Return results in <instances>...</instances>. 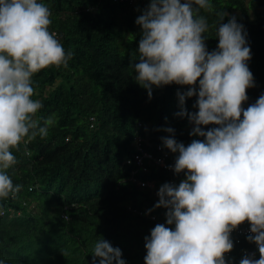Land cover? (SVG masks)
I'll list each match as a JSON object with an SVG mask.
<instances>
[{
	"label": "trees",
	"instance_id": "trees-1",
	"mask_svg": "<svg viewBox=\"0 0 264 264\" xmlns=\"http://www.w3.org/2000/svg\"><path fill=\"white\" fill-rule=\"evenodd\" d=\"M38 2L50 9L49 31L72 58L67 68L49 67L33 77V99L43 104L37 119L42 124L51 117L54 125L46 138L12 150L17 163L7 174L21 190L0 199V264H93L92 246L99 238L118 247L126 264H145V238L151 230L157 224L172 230L175 226L167 224V209L155 207L159 198L130 180L137 169L136 137L142 138L144 150L155 154L158 145L165 147V137L185 146L194 139L203 141L191 135L189 117L178 115L177 93L188 88L153 87L150 98L135 81L142 33L136 20L150 0L137 5L116 0ZM210 3L211 9L198 13L209 25L204 34L209 52L218 48L220 23L236 17L244 26L254 79V87L247 89L246 109L264 95V0ZM224 12L228 15L222 21ZM196 87L198 91V83ZM197 100L198 95L186 99L189 114L198 112ZM177 156L169 150L173 165ZM145 165L148 172L139 171L136 177L155 182L159 192L171 173L149 160ZM172 175L177 181L182 178L181 173ZM143 209L151 210L156 221L132 211ZM241 247L233 245L225 254L226 264H240Z\"/></svg>",
	"mask_w": 264,
	"mask_h": 264
},
{
	"label": "clouds",
	"instance_id": "clouds-1",
	"mask_svg": "<svg viewBox=\"0 0 264 264\" xmlns=\"http://www.w3.org/2000/svg\"><path fill=\"white\" fill-rule=\"evenodd\" d=\"M211 7L210 0H150L136 20L142 33L135 81L150 98L153 87L187 86L186 93H177L178 115L189 117L191 135L204 138L187 146L162 138L178 153L173 170L186 179L159 189L155 207L168 210L167 224L175 230L163 224L151 230L145 264H226L231 233L245 221L260 258L245 256L240 264H264V95L243 107L254 79L247 64L251 48L236 17L220 23L218 48L208 51L209 25L198 13ZM227 15L221 13V20ZM51 23L50 9L38 0H0V199L21 190L7 174L17 163L12 150L46 138L54 125L51 117L41 124L37 114L43 104L33 99L34 75L67 68L72 58L49 31ZM197 95L198 112L189 114L185 101ZM209 125L217 127L204 130ZM165 131L174 136L173 129ZM92 255L93 264L95 258L99 264H126L121 250L103 238L94 242Z\"/></svg>",
	"mask_w": 264,
	"mask_h": 264
},
{
	"label": "built area",
	"instance_id": "built-area-1",
	"mask_svg": "<svg viewBox=\"0 0 264 264\" xmlns=\"http://www.w3.org/2000/svg\"><path fill=\"white\" fill-rule=\"evenodd\" d=\"M116 1H124L129 2L130 4H137L139 1H148V0H116ZM136 143L138 148V153L134 157V163L137 167L136 170H133L131 173L130 180L135 182L139 187L141 188H149L152 193L159 198L158 192H157V185L155 182L148 183L146 181H142L136 177V173L141 171L142 173L148 172V167L145 165V160H149L150 162H153L158 167L167 170L171 173V176L169 178V184H173L175 186H178L181 181L186 179V174L181 173L182 178L180 181H177L175 177L172 175L175 171L174 165L169 160V149L163 147L162 145L157 146L158 154H155L154 152L144 150L142 148V138L140 136L136 137ZM130 163V161L128 162ZM134 213H138L141 216L148 217L152 221H156L155 215L151 212L149 209H143V210H132ZM249 235H252L251 233V225L249 222L245 221L241 225H239L232 233H231V240L233 241V245L241 247L240 256L242 259L245 256L252 257L254 259H257L259 256V250L258 246L255 243H250L247 239ZM229 253H226V256H228Z\"/></svg>",
	"mask_w": 264,
	"mask_h": 264
},
{
	"label": "rangeland",
	"instance_id": "rangeland-1",
	"mask_svg": "<svg viewBox=\"0 0 264 264\" xmlns=\"http://www.w3.org/2000/svg\"><path fill=\"white\" fill-rule=\"evenodd\" d=\"M135 5H137V4H135Z\"/></svg>",
	"mask_w": 264,
	"mask_h": 264
}]
</instances>
